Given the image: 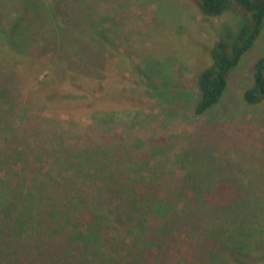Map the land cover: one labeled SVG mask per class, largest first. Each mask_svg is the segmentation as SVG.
Masks as SVG:
<instances>
[{"label": "trees", "instance_id": "16d2710c", "mask_svg": "<svg viewBox=\"0 0 264 264\" xmlns=\"http://www.w3.org/2000/svg\"><path fill=\"white\" fill-rule=\"evenodd\" d=\"M192 1L204 17L236 13L241 20L231 42L221 41L209 50V64L198 74L199 100L194 112L202 116L220 103L231 72L263 35L264 0ZM28 2L36 6L25 5L18 14L14 9L6 15L7 26L0 19V43L22 53L28 52L31 32L23 16L38 18L42 6L41 0ZM69 9L66 1L51 0L43 12L55 28H61V17L65 16L66 23L72 20ZM77 11L88 18L85 35L92 41L88 39L87 53L93 59H100L104 50L106 71L117 67L123 77L125 73L141 80L147 76L128 46L114 42L107 12L95 13L88 5L84 12ZM98 42L100 51L93 46ZM69 77L78 87L59 90L50 109L99 101L102 105L89 113L90 118L108 130L113 123L125 121L127 110L111 104L126 100L124 89L117 87L122 90L120 96L113 95L107 79L101 89L79 88L81 78L65 72L63 78ZM48 81L38 80L35 89ZM243 97L248 105L264 101V56L255 63L252 83ZM107 148L93 144L69 152L53 148L49 155L39 153L33 160L40 175L33 169V177L27 180L21 173L15 190L0 177V264H24L23 258L29 257L31 264H264V198L255 194L251 178L228 177L210 164L195 168L200 162L214 161L197 160L194 153L174 178L145 168L142 159L132 163L135 173L128 175L129 166L113 168ZM88 184L96 187L89 204L80 195L81 187ZM181 246L185 247L179 253Z\"/></svg>", "mask_w": 264, "mask_h": 264}, {"label": "rangeland", "instance_id": "374dc122", "mask_svg": "<svg viewBox=\"0 0 264 264\" xmlns=\"http://www.w3.org/2000/svg\"><path fill=\"white\" fill-rule=\"evenodd\" d=\"M50 1L41 0L38 18L23 16L31 30L27 53L0 43L2 183L15 190L21 173L27 175V180L33 177V169L40 175L33 160L39 153L49 155L47 152L53 148L69 152L76 146L100 144L108 146V160L114 169L129 166L128 175H133L132 163L142 159L145 168L161 171L168 179L184 169L194 153L197 160L214 161L200 162L195 168L210 164L228 177L251 178L255 194L264 198V101L248 105L243 97L252 83L255 63L264 56V33L231 72L220 103L197 116L198 74L209 64L213 45L232 41L241 21L238 14L207 18L192 0H86L95 13L100 9L111 16L112 38L116 44L125 43L135 54V63L142 65L147 74L141 80L136 74L125 73L123 77L117 67L106 71L104 50L100 59L87 53L88 18L77 11L86 7L83 0H56L68 2L72 9L70 23L65 22V16L59 19L61 28H55L44 15L43 9ZM25 5L29 7L28 0H0V19L5 26L9 23L6 15L14 9L15 14L21 13ZM93 46L102 50L99 42ZM65 72L81 78L78 81L84 86L80 84L79 88L101 89L103 79H107L113 95L124 89L126 100L111 104L127 110L125 121L113 123L108 130L90 118L89 113L102 105L99 101L50 109L59 90L78 87L70 75L69 79L63 78ZM46 79L48 84L35 89L38 80ZM139 118L142 121H137ZM89 185H81L80 193L88 204L96 188ZM23 261L32 263L30 257Z\"/></svg>", "mask_w": 264, "mask_h": 264}]
</instances>
